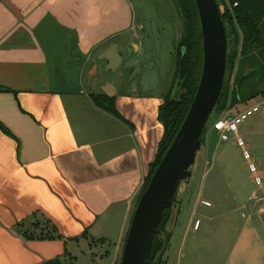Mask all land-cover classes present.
Returning <instances> with one entry per match:
<instances>
[{
	"label": "crops",
	"instance_id": "obj_1",
	"mask_svg": "<svg viewBox=\"0 0 264 264\" xmlns=\"http://www.w3.org/2000/svg\"><path fill=\"white\" fill-rule=\"evenodd\" d=\"M134 16L131 0H0V124L10 132L0 128V264L116 261L164 133L158 107L175 69L154 84L128 83L120 71L117 82L93 80L118 71L124 45L141 49ZM131 61L130 75L140 71ZM91 93L113 97L118 116ZM222 150L217 185L228 187L236 166ZM258 190L218 205L217 254L226 247L242 264H264L263 181ZM196 218L187 232L200 229ZM34 223L60 237L31 235Z\"/></svg>",
	"mask_w": 264,
	"mask_h": 264
},
{
	"label": "rangeland",
	"instance_id": "obj_2",
	"mask_svg": "<svg viewBox=\"0 0 264 264\" xmlns=\"http://www.w3.org/2000/svg\"><path fill=\"white\" fill-rule=\"evenodd\" d=\"M131 1L134 5V23L140 35V37L136 35L132 39L141 43V49L136 52L130 44L124 45L122 48L123 63L118 71L101 73L100 70L93 80L102 77V80L109 78L110 80L116 79L117 82L121 76L118 78L116 74L120 71L123 73L121 78L128 80V83L139 84L141 81H145L144 83L152 82L154 84L161 81L160 79H163V77H168L172 72L175 64L174 49L182 31V20L175 5L171 0ZM130 58L140 66V71L131 75L129 74L130 66L127 67L126 64ZM243 103L246 104L236 105L233 108L227 105L219 114L214 109L211 111L205 123L204 136L207 137V140L205 138L206 142L203 145L200 144L196 152L195 161L190 167L191 176L181 181L177 189L174 198L175 208L174 210L171 208V218L166 227L171 232V238H169L160 264H242L235 259L234 255H229L226 252V247H221L217 254V209L219 208L218 205H229L232 201L227 194L232 195L233 192H239L244 195H240L241 197H246L251 192L257 191L258 186L255 185L253 177L247 169V163L242 157L241 149L235 143H232V138L217 143V133L212 129V122L219 116L225 117L226 114L230 115L236 111L238 112L250 104H264V94L249 98ZM239 134L244 139L245 148L249 151L251 161L256 165L257 172H262L260 177L264 182V117L257 113L247 118L239 126ZM224 145L228 147H223ZM217 150H222L221 152L232 156V162L230 161L229 165L232 168V164H234V167L236 166L235 181H232L228 187L222 184L217 185V179L224 174L220 171L221 162L217 158ZM199 199L208 200L211 206H203L200 204ZM219 199L223 201H218ZM224 200L227 201L224 202ZM135 201L136 198L132 205L134 208ZM174 211L176 214H174ZM194 215L202 221L201 227L198 231L187 232L186 225L190 223ZM35 226L39 227V223L32 224V229L28 228L27 232L39 234L40 231ZM218 231V237L221 238L223 232ZM183 236L187 238L186 244H191L189 247H181ZM107 244L103 253L106 249H110ZM121 253L122 248L116 261L111 264H119ZM226 256L228 257L226 258ZM224 260H227V262ZM89 261L87 262L84 259L83 264H106V261L100 263L99 261L94 263L91 260ZM249 263L244 259L243 264Z\"/></svg>",
	"mask_w": 264,
	"mask_h": 264
},
{
	"label": "trees",
	"instance_id": "obj_3",
	"mask_svg": "<svg viewBox=\"0 0 264 264\" xmlns=\"http://www.w3.org/2000/svg\"><path fill=\"white\" fill-rule=\"evenodd\" d=\"M171 1L182 20V31L174 49L175 69L171 86L158 107L157 118L164 127V133L158 143L155 159L136 196L135 205L186 115L200 76L201 33L194 0ZM216 2L225 26L227 41L224 80L213 108L219 114L227 105L233 108L236 105L246 104L243 102L249 98L264 94V0H216ZM6 89L8 88L0 86V90ZM90 97L95 105L118 116L113 97L104 93H91ZM205 126L206 124L200 134L201 145L204 142ZM0 128L6 134H10L9 130L1 124ZM179 185L180 183L171 198L172 202H174ZM170 217L171 209H164L158 225L160 232H169L166 227ZM28 228L31 230L32 227ZM26 231L24 234L27 233ZM39 231V237L48 239L60 237L55 234L53 226H46ZM162 241L161 234L154 235L148 256L150 261L156 257ZM42 264L63 263L59 258H53Z\"/></svg>",
	"mask_w": 264,
	"mask_h": 264
},
{
	"label": "water",
	"instance_id": "obj_4",
	"mask_svg": "<svg viewBox=\"0 0 264 264\" xmlns=\"http://www.w3.org/2000/svg\"><path fill=\"white\" fill-rule=\"evenodd\" d=\"M201 33V70L196 91L174 138L140 194L131 216L119 264H160L171 236L158 225L172 205L178 184L191 176L200 147V134L222 88L226 66V32L216 0H194ZM174 214L175 211H174ZM161 234L162 246L149 260L152 239Z\"/></svg>",
	"mask_w": 264,
	"mask_h": 264
},
{
	"label": "built area",
	"instance_id": "obj_5",
	"mask_svg": "<svg viewBox=\"0 0 264 264\" xmlns=\"http://www.w3.org/2000/svg\"><path fill=\"white\" fill-rule=\"evenodd\" d=\"M234 5H236V3H234ZM257 113L264 116L263 103H253L235 114L215 118L212 122V129L216 131L220 140L226 141L230 138L234 140L236 146L241 149L242 157L247 163V169L251 173L255 185L261 186L262 179L260 174L257 172L256 165L251 161L249 151L245 148L243 137L239 134V126L243 121ZM199 202L203 206H211V203L208 200L199 199ZM199 224L200 219L196 218L193 222V228L196 230Z\"/></svg>",
	"mask_w": 264,
	"mask_h": 264
},
{
	"label": "flooded vegetation",
	"instance_id": "obj_6",
	"mask_svg": "<svg viewBox=\"0 0 264 264\" xmlns=\"http://www.w3.org/2000/svg\"><path fill=\"white\" fill-rule=\"evenodd\" d=\"M173 204L171 205V207H170V209L172 208L173 210H174V208H175V203L174 202H172ZM173 213V212H172ZM171 218V217H170ZM166 230H168L167 228H166ZM169 231V230H168Z\"/></svg>",
	"mask_w": 264,
	"mask_h": 264
}]
</instances>
